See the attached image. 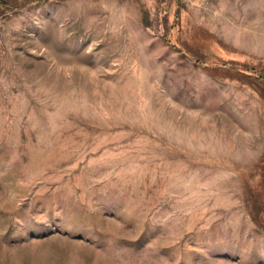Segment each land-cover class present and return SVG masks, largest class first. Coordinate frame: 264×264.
I'll list each match as a JSON object with an SVG mask.
<instances>
[{
	"label": "rangeland",
	"instance_id": "1",
	"mask_svg": "<svg viewBox=\"0 0 264 264\" xmlns=\"http://www.w3.org/2000/svg\"><path fill=\"white\" fill-rule=\"evenodd\" d=\"M0 264H264V0H0Z\"/></svg>",
	"mask_w": 264,
	"mask_h": 264
}]
</instances>
